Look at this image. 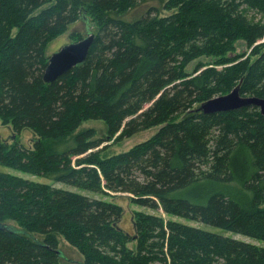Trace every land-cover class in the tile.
I'll return each instance as SVG.
<instances>
[{"label": "trees", "instance_id": "1", "mask_svg": "<svg viewBox=\"0 0 264 264\" xmlns=\"http://www.w3.org/2000/svg\"><path fill=\"white\" fill-rule=\"evenodd\" d=\"M145 1L0 0V123L13 133L0 165L152 210L127 232L115 201L0 171V264H264L263 245L173 218L264 241V116L198 110L236 86L264 97V0H163L166 14L122 19ZM81 19L95 34L86 60L44 82L48 44ZM91 119L112 142L158 129L101 156L107 139L76 132ZM59 237L80 260L61 258Z\"/></svg>", "mask_w": 264, "mask_h": 264}, {"label": "rangeland", "instance_id": "2", "mask_svg": "<svg viewBox=\"0 0 264 264\" xmlns=\"http://www.w3.org/2000/svg\"><path fill=\"white\" fill-rule=\"evenodd\" d=\"M162 2H163V0H147L143 3H139L134 9L130 10L124 16H122V19L126 20V21L137 19V18L141 17V15H143L149 7H153L157 10L159 9L161 11V14H166V13H168V11L165 10L164 7H162ZM45 6H47V5H43L41 8H43ZM161 7H162V10H161ZM72 31L79 32L81 34L80 35L81 37L79 39H81V38L87 36L90 32L94 33V27H91L88 23H86L82 19L77 21L76 23L70 24L68 27V30L65 33H63L62 35H59L57 38L53 39L48 44L47 53L50 55L53 52L57 51L63 45L68 44L72 40H74L70 36L71 35L70 33ZM79 39H76V40H79ZM235 52L239 53V54H243V56H246L250 52V49L248 47H246V44L244 42L240 41V42L235 43ZM251 58H253V57H251ZM201 59L203 60L202 62L208 61V59H206V58H201ZM197 61L198 60L191 62L187 66V70L191 71L192 68L197 63ZM90 128H92L96 131L95 137L107 139V136H106L107 126H106V123L102 120H95V119L86 120V121L82 122V124H80V126L78 127L76 132L79 130L90 129ZM157 129H158V126L147 129V130H143V131H140V132L132 135L129 138H126V139H124L122 141H118V142H112L113 139H110V140L107 139L108 141L107 140L104 141L101 145V146H103L104 144H108L107 148L101 153V156H108V155L113 154V153H119V152L126 151L127 149H129L131 146L137 144L138 142H142V141L146 140L147 138H149ZM11 135H13L11 128L3 126L0 123V136L4 137V138L7 137L6 139H10ZM33 136L34 135L32 134L31 131L24 130L20 134H18V140H19L18 142L23 143L27 147H29L32 144ZM101 146H99V147H101ZM0 171L7 172L11 175H16V176H19L22 178H27V179H30V180L35 181V182L52 183L56 187L71 190V191L78 192V193L85 194V195H89L92 197H103V198L108 199L110 201H115L117 204H119L123 207V214H122V218L120 221V226L124 230H126L127 232L133 231L132 214L134 211L137 210V211L152 212V210L147 208V207H143V206L132 203L131 199H130V198H132V196L128 193L116 192V193H113L111 196H104V195H99L97 193H93V192H90L87 190L77 188V187L69 185V184L60 183V182H52L51 180L46 179L44 177L32 175L29 173H24V172H21L19 170L12 169L9 167H5L2 165H0ZM153 213L161 214L165 219L172 218V217H169V216L163 214L161 212V210H156L155 212L153 211ZM173 218L175 220H180V221H183L185 223H188V224H191L194 226H198L199 228H202V229H205L208 231H212L215 233H219V234H222L225 236L237 238V239L248 241V242H254V243L261 244L264 246V241H258L252 237H248V236H245V235L240 234V233H234L231 231H227V230H224L222 228H219V227H216V226H213L210 224H206V223H203L200 221L189 220V219H185V218H181V217H173ZM9 223L16 224L14 222H9ZM130 245L133 246V243ZM58 248L60 250L61 258L65 259V260H68V259L80 260L81 259V256L79 255L78 251L76 249H74L72 246H70L63 239V237H59Z\"/></svg>", "mask_w": 264, "mask_h": 264}, {"label": "water", "instance_id": "3", "mask_svg": "<svg viewBox=\"0 0 264 264\" xmlns=\"http://www.w3.org/2000/svg\"><path fill=\"white\" fill-rule=\"evenodd\" d=\"M94 36L95 34L90 32L87 36L71 41L50 54L43 72V81L51 83L71 68L84 63ZM249 106L257 107L264 116V97L241 95L239 86H236L227 94L218 95L203 101L199 105L198 110L203 113H214L237 110Z\"/></svg>", "mask_w": 264, "mask_h": 264}]
</instances>
